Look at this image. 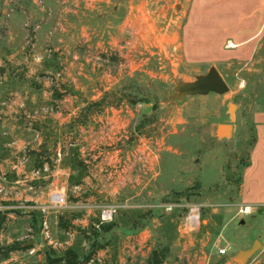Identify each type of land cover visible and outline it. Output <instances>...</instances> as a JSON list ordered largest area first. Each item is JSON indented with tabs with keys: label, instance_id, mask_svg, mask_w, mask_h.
<instances>
[{
	"label": "rangeland",
	"instance_id": "1",
	"mask_svg": "<svg viewBox=\"0 0 264 264\" xmlns=\"http://www.w3.org/2000/svg\"><path fill=\"white\" fill-rule=\"evenodd\" d=\"M214 2L196 8L203 33L253 31L251 5L236 15ZM190 3L0 0V264H47L67 248L92 253L88 264H149L164 246V264H264V212L238 204L264 107V35L190 54ZM212 66L227 92L180 96ZM223 123L232 136L217 135ZM169 202L207 205L199 226Z\"/></svg>",
	"mask_w": 264,
	"mask_h": 264
},
{
	"label": "crops",
	"instance_id": "2",
	"mask_svg": "<svg viewBox=\"0 0 264 264\" xmlns=\"http://www.w3.org/2000/svg\"><path fill=\"white\" fill-rule=\"evenodd\" d=\"M204 3H208V0H191L190 3L187 23L184 28V44L186 46V50H188L190 54L202 53L204 51L203 49L214 47L212 46L213 44L222 47L227 41L230 42L231 47H235L237 50L242 51L243 49L255 47L254 45L257 40L263 37L264 0H215L214 3L221 6V13L225 14L233 13L237 15L239 13V6H252V10L244 13L243 17L247 21H251L254 24L253 31H247L246 28L244 30L236 27L234 31L230 32L228 31L227 26H223L222 28H224L226 32L223 36H219L217 31H213L208 35L203 33V31H201L203 29L198 26V22L201 21L200 19H196V8ZM228 32H230V34H228ZM255 122L256 141L251 150L250 161L244 170L241 190L238 195L240 201L238 204L242 207L245 206L248 213H259L260 211L264 212V107L256 113ZM223 124H231L233 129L231 135H221L224 137L232 136L235 131L234 124ZM241 221L245 222L243 219ZM251 247H246L244 250L250 249Z\"/></svg>",
	"mask_w": 264,
	"mask_h": 264
},
{
	"label": "water",
	"instance_id": "3",
	"mask_svg": "<svg viewBox=\"0 0 264 264\" xmlns=\"http://www.w3.org/2000/svg\"><path fill=\"white\" fill-rule=\"evenodd\" d=\"M229 90V86L218 71V69L212 66L206 74L198 76L197 80L185 83L180 87V96L183 97L184 95H188L190 93H209V92H216V93H225ZM234 106L231 104L230 109ZM232 125L231 124H220L218 127V135L225 134L231 135L232 134ZM260 244L259 240H256L254 245L247 250H243L239 252L237 258L245 260L247 257L252 256L255 253L256 247Z\"/></svg>",
	"mask_w": 264,
	"mask_h": 264
},
{
	"label": "trees",
	"instance_id": "4",
	"mask_svg": "<svg viewBox=\"0 0 264 264\" xmlns=\"http://www.w3.org/2000/svg\"><path fill=\"white\" fill-rule=\"evenodd\" d=\"M61 225H63L62 227H65L62 222ZM84 235L88 238L85 233ZM168 254L169 248L167 246L155 247L149 256V264H164ZM93 256L94 255L92 253L86 256H80L74 249L67 248L63 250L60 255H49L47 258V264H88L94 259Z\"/></svg>",
	"mask_w": 264,
	"mask_h": 264
},
{
	"label": "built area",
	"instance_id": "5",
	"mask_svg": "<svg viewBox=\"0 0 264 264\" xmlns=\"http://www.w3.org/2000/svg\"><path fill=\"white\" fill-rule=\"evenodd\" d=\"M52 202L54 207H63L66 205V198L62 192H55L52 194ZM205 204H182L178 202L174 203H163L160 205L167 212L173 211L175 208L184 207L188 209V212L183 217L182 225L187 229V227L194 229L199 226L200 223V210L202 207H206ZM244 210V209H242ZM246 210V209H245ZM247 211V210H246ZM110 209L104 211L105 214H111ZM245 212V211H244ZM221 253L225 254L226 249H221Z\"/></svg>",
	"mask_w": 264,
	"mask_h": 264
}]
</instances>
